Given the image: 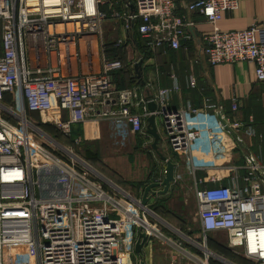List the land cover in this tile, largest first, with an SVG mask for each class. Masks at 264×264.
Segmentation results:
<instances>
[{
	"label": "built area",
	"instance_id": "built-area-1",
	"mask_svg": "<svg viewBox=\"0 0 264 264\" xmlns=\"http://www.w3.org/2000/svg\"><path fill=\"white\" fill-rule=\"evenodd\" d=\"M238 3L186 0L182 8L211 25L202 35L209 65L251 62L255 79L264 83V20L241 30L217 27L222 13ZM179 7L175 0H0V264H138L133 250L138 230L146 236L144 247L158 241L172 248L171 264L178 258L188 264H264L263 167L252 155L243 166L230 164L231 151L242 142L243 122L235 117L239 95L230 99L231 116L209 98L200 107L189 102L171 107L174 79L149 94L156 104L151 112L136 87H115L112 74L122 66L118 59L102 58L96 72L70 75L60 68L83 57L82 41L90 60L89 47L95 40L102 45V23L111 19L121 21L127 32L135 26L151 51L177 50L190 39L191 25ZM119 43L120 38L113 41ZM3 93L10 94L11 104L2 101ZM139 106L141 112L134 110ZM26 112L39 113L65 132L73 124L106 120L114 140L143 133L145 119L158 117L163 141L175 155H184L183 163H175L192 179L201 242L141 206L139 197L84 159L37 139ZM245 131L253 134L250 126ZM197 170L206 176L196 177ZM228 175L230 182L221 183ZM181 178L177 171L175 182ZM160 222L184 235L199 253L188 252L160 229ZM210 234H221L224 245L245 262L209 249Z\"/></svg>",
	"mask_w": 264,
	"mask_h": 264
},
{
	"label": "crops",
	"instance_id": "crops-1",
	"mask_svg": "<svg viewBox=\"0 0 264 264\" xmlns=\"http://www.w3.org/2000/svg\"><path fill=\"white\" fill-rule=\"evenodd\" d=\"M185 1L186 0H179V12L184 13L191 21V25L187 27L190 39L184 43L182 42L183 44L181 43V47L177 50L163 47L160 49V53L158 52L152 56H145L143 41L139 34H136L135 26L131 27L130 32H127L122 28L121 21L106 20L104 23L110 22L114 25L115 40L120 38L122 39V43L114 45L113 41L115 40H109L107 37H105L104 40V33L108 34V29L105 24L102 23V30L99 37V44L101 43L102 45H97L95 55L87 62L79 60L74 64L70 62L68 65H61V71L70 75L96 72L100 68L102 58L111 59L112 56L109 55L110 52L108 54L107 50L121 45L125 50L126 61L130 64L132 74H134L133 76H137L134 65L138 61H141V67L139 69L140 77L137 76L139 84L134 85L139 95L146 97L159 87H169L173 84L175 79L177 90L171 96L169 102L171 107H178L186 102H189L194 107H200L203 99L209 98L217 107H221L222 112L228 116L232 115L230 109L231 97L233 94L239 95L240 105L235 112V117L243 122L242 130L239 131L242 142L231 151L230 164L243 166L246 155H252L255 157L257 163L263 167L262 173L259 174V176L264 179V83L255 79L254 64L251 62L223 63L213 66L206 62L205 55L202 53V35L211 30V25L207 23L199 13L188 12L183 9L182 4H184ZM120 9L121 8H118L116 10ZM262 20H264V0H239L238 6L235 9L227 10L222 13L220 20L217 22V27L223 31L241 30L255 21ZM115 24H117V26ZM134 110L141 112L142 109L139 106L134 108ZM63 116L65 115L63 114ZM155 122L157 131L162 139L161 141H163L164 130L161 120L155 117ZM144 124L143 133L131 135L129 141L131 140L132 142L134 138L137 137V145H141L138 150H143L142 147L146 148V152L149 151V153H146L149 159L146 160L145 164H140L142 161L138 163L136 160V163L134 161L133 164L124 167L127 172V177H131L127 180H141L134 185L136 187L135 190L138 191H141L144 185L150 181H159L165 165L164 161L161 160L150 147L152 136L146 132V119ZM80 125L82 135L85 138L113 140L109 131V123L106 120L86 122ZM248 126L253 130V134L246 133L245 129ZM166 144L165 141L158 144L161 152L170 160L179 162L175 153ZM151 164H153L152 167ZM111 168H115L118 171L123 170V167ZM177 171H180L183 175L186 173L183 166L176 168L175 172ZM242 173H244V170L240 169L239 174ZM205 176V171H196V177ZM188 182L189 184L191 183V181ZM220 182L228 184L230 182L229 175L223 177ZM205 184L210 185L209 182ZM174 185V183L171 185L166 194L153 197L149 205H155L164 197V199H166L167 196L175 190ZM177 198L179 199L178 193ZM177 208V212L180 213L179 210H181V205L178 203ZM157 216L160 218L158 214ZM167 223L169 224V222ZM171 226L176 227L180 231L183 229V224H180L178 221L177 226L173 224ZM159 227L169 235V228L160 223ZM171 249L172 248L167 247V245H161L158 241H153L151 244L145 245L144 257L146 263L170 264L168 255ZM154 252L159 254L158 258L160 259L157 262L153 260ZM178 261L177 263L179 264L182 260L178 258Z\"/></svg>",
	"mask_w": 264,
	"mask_h": 264
},
{
	"label": "rangeland",
	"instance_id": "rangeland-1",
	"mask_svg": "<svg viewBox=\"0 0 264 264\" xmlns=\"http://www.w3.org/2000/svg\"><path fill=\"white\" fill-rule=\"evenodd\" d=\"M112 10L113 9L109 10V12H112ZM111 20L117 21L114 19ZM104 24L108 29V34L104 33V40L105 37H107V39L109 40H115L116 37L114 32L115 31L114 25H112L110 22H105ZM115 25L117 26V24ZM10 104H11V100H10ZM4 112L5 110L2 111V115L6 116L7 113ZM26 119L31 123V125L36 127L37 130L33 127L32 131L37 139L48 143V145H53L59 149L63 147L71 151L73 154H76L80 158L84 159L105 179L118 184L120 187H122L125 190L131 191L133 194L136 193L135 196L140 198L142 190L137 192L135 190L136 187L134 185L139 183L141 180H134V181L127 180L131 177H127V172L125 171L124 168L127 167L128 165L133 164L134 161L136 163V160L138 161V163L142 161L140 164H145L146 160L149 159V157H147L146 155V153H149V151L146 152L145 150L146 148L142 147L143 150L140 149L138 150V148L141 147V145H137V139H138L137 137H135L132 142L131 140L129 141V138L117 139V140L114 139L97 140L93 138H85L82 135V129L80 124L71 125L69 131L65 132L60 127H57L53 122H50L48 120L42 121V117L40 116L39 113L26 112ZM57 145H60L61 147ZM176 155L179 162L183 163L184 155L180 153H176ZM152 165L153 164H151V167ZM111 167H123V170L118 171L115 168H111ZM188 181H191V183L189 184ZM174 184H175L174 185L175 190L171 192L170 195L168 194L169 196H167L169 200L167 198L164 199L165 197L160 200L163 204L162 206L163 209L161 208L156 210L153 208V206H151L152 204L149 205V202L153 197L147 202L146 206L150 208L152 211H154L156 214H158L163 221L166 220L167 222H169V224L171 223V225L173 224L177 226V221L180 222V224H183V229H181V231L179 230L182 234L188 236L189 238L195 237L196 241L201 242L202 237L196 234L197 225L196 222L194 221L196 214V206H195V199L193 193L192 179L187 173H185L183 175V178H181L178 182L177 181L174 182ZM177 193L179 199L177 198ZM177 203L181 205V210H179L180 213L177 212L178 210ZM160 224L163 225L164 223L160 222ZM168 233H169V235L167 234L168 236H171L172 238H175V240L182 242L181 243L182 247H184L188 252L190 251L191 253H194L195 251L196 253H199L191 245L190 241L184 238V235H180V233L177 234L173 231H168ZM222 239L223 236L221 234H210L208 235V240L206 241L207 246L209 247V249L210 248L213 249L212 247L209 246L208 243L221 242ZM158 255L159 254L155 252L153 253L154 262H157L160 259L158 258ZM170 264H171V260H170ZM182 264H188V263L185 259H182ZM189 264L192 263L189 262Z\"/></svg>",
	"mask_w": 264,
	"mask_h": 264
},
{
	"label": "water",
	"instance_id": "water-1",
	"mask_svg": "<svg viewBox=\"0 0 264 264\" xmlns=\"http://www.w3.org/2000/svg\"><path fill=\"white\" fill-rule=\"evenodd\" d=\"M140 67H141V61H138L134 65V69L138 77H140V71H139ZM146 99H147L148 110L151 112L154 111L156 109V104L154 101L151 100V95H147ZM146 121H147L146 132L152 136V142L150 144V147L156 152L158 157L164 161L165 165L163 172L161 174L160 181H150L144 185L140 195L141 206H146L147 202L156 195L166 194L169 191L171 185L175 182V173H176L175 161L170 160L159 149L158 144L161 142L162 139L157 131L155 116L153 114L149 115L146 118ZM139 216H141L140 210H139ZM145 240H146V236L144 232L138 230L133 245V250L135 255L137 256L138 264H145L144 250H143L144 249L143 245L145 243Z\"/></svg>",
	"mask_w": 264,
	"mask_h": 264
},
{
	"label": "trees",
	"instance_id": "trees-1",
	"mask_svg": "<svg viewBox=\"0 0 264 264\" xmlns=\"http://www.w3.org/2000/svg\"><path fill=\"white\" fill-rule=\"evenodd\" d=\"M175 2L178 4L179 0H175ZM138 34V33H136ZM142 39V38H141ZM143 41V39H142ZM188 41V40H186ZM184 41V42H186ZM183 42V43H184ZM182 43V44H183ZM181 44V45H182ZM187 44V43H186ZM143 47L145 49V56H149V55H154L155 53H160V49H157L156 51H151L150 49H147L144 45V41H143ZM108 54L110 52V56L111 59H118L121 61V68L116 70L113 74H112V78H113V83L115 84V87L117 89H122V88H127V87H133L134 85H138L139 81H138V77L134 74H132L131 68H130V64L126 61V55H125V50L123 48V46L119 45L116 46L115 48H109L108 50ZM110 59V58H109ZM10 100L12 103V98L10 96L9 93H3L2 96V101L6 104H10ZM28 113H37V112H28ZM138 192V190H136ZM136 194V193H135ZM162 202L159 200V202H157L155 205H153L154 209H163L162 207ZM160 207V208H159ZM159 211V210H158ZM163 211V210H162ZM210 247H212L213 251L217 252L218 254L224 256L225 258L233 261V262H240V263H244L245 261L243 259H241L240 257L234 255L225 245L224 243L221 242H209L208 243ZM211 264H223L217 260H212Z\"/></svg>",
	"mask_w": 264,
	"mask_h": 264
},
{
	"label": "bare ground",
	"instance_id": "bare-ground-1",
	"mask_svg": "<svg viewBox=\"0 0 264 264\" xmlns=\"http://www.w3.org/2000/svg\"><path fill=\"white\" fill-rule=\"evenodd\" d=\"M97 41L95 40V41H93V44H92V46L91 47H89V49L91 50V54H95L96 53V49H97ZM84 47H85V49H84ZM81 50H82V53H83V57L80 59L81 61H88V60H86V58H85V56H84V53H87V48H86V45L84 44V46H83V41L81 42ZM73 51V44H70V52H72ZM95 61V60H94ZM56 62V60L55 59H53V63H55ZM70 62L71 63H75V62H77V60L76 59H73V58H71V60H70Z\"/></svg>",
	"mask_w": 264,
	"mask_h": 264
}]
</instances>
